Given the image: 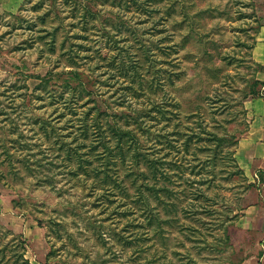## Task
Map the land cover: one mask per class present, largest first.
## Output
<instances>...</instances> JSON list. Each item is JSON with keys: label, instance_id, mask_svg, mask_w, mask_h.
I'll list each match as a JSON object with an SVG mask.
<instances>
[{"label": "rangeland", "instance_id": "rangeland-1", "mask_svg": "<svg viewBox=\"0 0 264 264\" xmlns=\"http://www.w3.org/2000/svg\"><path fill=\"white\" fill-rule=\"evenodd\" d=\"M260 13L251 0H25L0 11V264H19L20 244L30 264H264V169L243 172L227 148H192L185 166L206 165L186 171L190 184L169 173L173 194L161 192L181 205L170 215L135 165L111 166L116 184L101 185L73 177L65 153L80 145L84 111L100 108L121 125L137 117L141 152L169 162L175 150L151 142L168 116L150 120L174 95L181 119L231 138L235 155L264 93L252 55Z\"/></svg>", "mask_w": 264, "mask_h": 264}, {"label": "trees", "instance_id": "trees-1", "mask_svg": "<svg viewBox=\"0 0 264 264\" xmlns=\"http://www.w3.org/2000/svg\"><path fill=\"white\" fill-rule=\"evenodd\" d=\"M173 5L174 3L171 4V8ZM88 14V10L84 9L82 21L85 22H83L85 25L86 18L89 16ZM172 15L173 13L170 14V16ZM67 61L70 62L69 60ZM115 63L116 62L113 61L108 66L116 70L118 76L123 79L129 78V76L124 75L120 68L118 69ZM79 77L80 75L76 74L72 76L73 79H79ZM167 80L169 87L174 89L175 75H171ZM258 84L263 86L260 82ZM174 97V95L171 96L169 103H157L154 108L155 117L150 120L154 127H158L159 125H162L161 121L168 116V118L163 121L165 127L158 129L155 132V135L151 138V142H153L152 150L157 153L166 151V149L170 151L175 150L176 155L174 156L170 155V152L167 153L166 156L171 157L169 162L164 161L161 156L153 157L145 151L144 153L141 152V145L138 143L139 135L135 130L141 129L142 125L139 123L137 117L134 118L137 128L132 129L130 126H133L135 122L131 123L126 121L121 125L115 117L112 116V118L100 108H95L94 110L90 109L84 111V116L80 121L81 124L77 128L78 136L75 137V141L79 142L80 145L72 151L73 153H70L71 150L65 151L66 160L69 163L77 162V168L75 167V171L72 173L73 177H76L81 171L85 177L93 179V182L99 181L101 185L108 183L110 180L116 184L115 180L110 176L111 166H124L128 170H131V168L134 167L133 165H135L139 176L143 180V184H146L148 188L151 189L159 207L164 211H162L163 214H177V208L179 209V207H181L178 201L179 199L177 198L176 202L172 201V198L169 195L164 194L161 191L173 194L171 189H167L168 185H164L167 181L169 183V173L171 171L175 173V177H178L177 180L190 184V179L184 178L186 171L189 169L193 172L196 166H200V168L202 167V170L205 168L206 163L202 164L198 159L189 160L188 164L198 161L199 165L197 164L193 167L185 166V157L190 154L191 150H193L192 148L198 147L199 150H201V148H207V146H209L208 144H211L210 142H212L215 152L219 151L221 153L227 148V151H225L227 160L233 162L234 165H236V162L233 157L234 151H229V147L233 145L231 144L232 139L224 137L223 135H209L202 128V123L198 120L195 121L196 115L186 116L184 119H181L179 113L180 103H178ZM166 107L169 110H166ZM125 118L128 119V117ZM166 128H170L172 132L168 133ZM208 135L211 138H209ZM67 145L69 148L71 147V144ZM83 148L87 149L86 154L81 153ZM181 154L182 156L179 157ZM214 158L215 156L210 160L213 163ZM95 160L98 165H95ZM166 164L167 167H165ZM132 183L137 184L134 180ZM123 191L126 190L124 189ZM137 191L139 193L137 198H142L144 196L142 193L143 190L141 191V188H138ZM161 193L163 195H160ZM125 194V196H128L127 193ZM181 211H183V209ZM225 239L228 240V237L225 236ZM10 252L12 254L14 253V256H16L14 263L30 264L27 259H24L25 248L23 244L15 245L13 248L10 247Z\"/></svg>", "mask_w": 264, "mask_h": 264}, {"label": "crops", "instance_id": "crops-1", "mask_svg": "<svg viewBox=\"0 0 264 264\" xmlns=\"http://www.w3.org/2000/svg\"><path fill=\"white\" fill-rule=\"evenodd\" d=\"M24 2L25 0H0V11L14 13ZM251 2L260 9L262 18L252 55L254 62L263 68L258 80L264 89V0ZM234 158L245 173L264 169V93L251 103V122L245 137L238 142Z\"/></svg>", "mask_w": 264, "mask_h": 264}]
</instances>
